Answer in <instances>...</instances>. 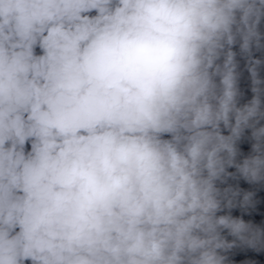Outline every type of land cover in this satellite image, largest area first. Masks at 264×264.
Instances as JSON below:
<instances>
[{
    "label": "clouds",
    "instance_id": "obj_1",
    "mask_svg": "<svg viewBox=\"0 0 264 264\" xmlns=\"http://www.w3.org/2000/svg\"><path fill=\"white\" fill-rule=\"evenodd\" d=\"M0 264H264V0H0Z\"/></svg>",
    "mask_w": 264,
    "mask_h": 264
}]
</instances>
